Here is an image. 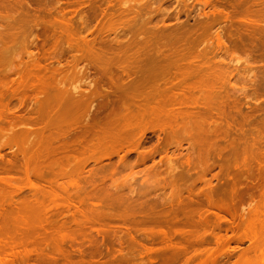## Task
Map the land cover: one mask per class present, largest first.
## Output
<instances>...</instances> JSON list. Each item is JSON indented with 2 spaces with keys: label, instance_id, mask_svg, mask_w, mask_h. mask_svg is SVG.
<instances>
[{
  "label": "bare ground",
  "instance_id": "6f19581e",
  "mask_svg": "<svg viewBox=\"0 0 264 264\" xmlns=\"http://www.w3.org/2000/svg\"><path fill=\"white\" fill-rule=\"evenodd\" d=\"M12 2H14L15 5ZM23 3H25L24 0H15V1L0 0V7L1 5L3 6V9L1 8L0 9L4 11L7 9L8 11V7L6 6H10V8H12L13 6L19 5L17 7H20L23 6ZM36 3L37 1L34 4ZM27 5L28 4H26V6ZM7 11L1 13L5 14ZM19 11L17 10V12ZM6 16L7 15L3 17L9 18V16L8 17ZM3 17L0 18V21L1 19L2 20L4 19ZM22 17L23 16H21V18ZM21 18L19 20L23 21ZM4 20L1 22L2 24H0L1 29L5 27L4 25L6 24L5 23L6 21L10 22V19L7 20L4 19ZM11 21L13 22V20ZM15 23L13 25H15ZM1 25H3L4 27ZM7 26L9 27L12 25L10 24ZM8 27L7 29H4L3 31L4 33L2 32L3 36L0 35L1 36L0 57L2 55L5 56L4 54L6 53V51L8 52L7 49L10 48L8 47L9 44L8 45L6 44L9 43L10 40L7 41L6 39L12 38L11 36L13 34H9L8 32H6V31H12L9 30L11 27H9V29ZM2 37L3 40H5V42L2 40ZM214 41H215L214 48L212 49L210 48L208 51H203L198 53H194L192 51L186 50L188 52L185 54L180 52L182 50L179 49L177 50L176 48L167 49V51L169 50L168 51L169 54L168 53L162 54L157 51L154 52L151 49H149L151 50L150 52L155 54H148L150 52L147 53L146 48H140V47H135L134 49L130 47H126L123 49V51H131V50L135 51L130 56H135L136 58L141 57V58L150 59L151 57L152 59V57L158 58L159 56L160 57L163 56L164 58L165 57L168 59L170 58L169 62H171L172 59L174 60V58L175 61H178L179 59H182L186 56L194 55V57L193 56L192 57L198 59L202 57H207L209 55L207 59H209L211 56V58L215 60L212 63V65L214 64L213 65L214 68L212 66L210 67H212L213 69L208 67V69H211L212 71L214 70V72L212 73L213 75H209L211 73H209L210 70L208 69H206L205 71L201 70V68H199L201 65L197 67L198 64L195 67L193 66L194 67L193 71L191 72L187 71L188 73L186 72L170 73L162 70L158 71L157 69L153 70L154 68H151L152 70L146 69L147 71L146 70L123 71L121 72L120 75H115L113 72L109 71L106 73H102L101 75L102 77L100 76L93 78L90 81L91 83L88 84L89 87L88 91H84V90L81 91L80 89L77 88L67 89L66 86L63 85L62 83H60L59 86H58L59 83L57 85L56 84L53 86L51 85L52 87L45 85V83L43 82V78L39 76V73L42 70L48 71V68L41 67L34 63L31 66L29 65V68L28 66H26L28 69L25 68V66L23 69L19 68L21 69L20 71L18 70L19 73L15 71V69H12L14 70V73H11L12 71H10L9 74L8 71L11 69L8 68L6 70L7 72H5L4 75L8 76V77L5 76L7 80H9L10 78L9 75L13 76L15 75V72L18 73V80H14L16 81L15 83L17 84L16 86L17 88L16 89H11L12 87L8 88L11 89L13 92H15L13 94H16L18 92L17 89L19 90L29 89L31 90V92L36 94L34 96V99L36 100L35 102L36 108L33 109V111L31 110V114L33 113L37 116L36 117L35 116L32 117V115L31 116L28 115V116L38 121L36 123L38 124L40 123L39 125L41 126L45 124V127L43 126L42 128L41 126L39 127V129L41 128L42 130L41 131L38 129L41 132V134L39 133V131H35L36 129L33 130L25 129L24 132L25 133L30 132L31 134L39 133L38 135L40 136L42 135V137L44 135L45 138L44 137L43 138L45 139V141L43 142V144L45 143V145H42L41 143L43 139L36 140L35 137L38 136H35L32 137L33 139L32 140L30 137H28L31 135L30 133L27 135L24 134V132L21 130L20 138L22 140L24 138V142L28 141L30 143L31 141H33L31 142V144L26 142L27 145H30L29 146L30 148H24L25 147L24 145V147L19 151V154L22 155V157L23 156L25 157L26 153L29 155V158L27 156L28 159L26 157L25 158L23 157L25 161L24 159L23 160L21 159V161H23V163L21 162L22 164L18 162L19 165L20 164L22 165L23 167L22 169L24 170L23 180L25 182L24 184L25 186L23 188L18 187L16 184H14L13 179L8 177L7 178L0 177V207L3 208L8 207L9 209H11L10 207H13V204L15 202H13L14 200L12 201L10 200L11 199L10 194L14 190H16L17 192H22V190L28 189V192L30 193L28 198L23 194L21 195L26 197V199H24L23 197L22 198L23 201H21L19 204L16 203L17 209L19 208L18 211H16L17 209H14L15 211H11L14 213L20 212L22 216L18 213L19 217L17 216L14 217V215H16L17 213L12 214V218L14 219H11V215L9 213V215L7 214L6 218L5 217L0 218L1 220L4 219L3 223L0 220V222L2 223V224L0 223L1 224L0 226L3 225L2 226L3 228H1V230L4 229L3 230L4 232L5 231L8 232V227L11 225L13 226L14 224L15 227L12 226H11L12 228L9 227L10 232H12L13 229H14L13 231L16 230V232H18L19 230H21L23 227L26 226V234L25 231H23L22 229V233L24 232L23 235L24 234L26 235L24 238L22 237V240L21 238L7 240V242L5 241L6 247L5 245H2L1 242L0 247L3 246V250H7V247L11 246V251H13V253L11 252V254H9L11 256H9L7 252H6L7 254L5 253V255H8L11 258L9 257L7 258V256L5 258V255L2 258L0 257V264H12L13 263L12 258H14V260L17 258L18 262L20 261L22 264L23 263L24 264H127V261H130L129 264H131V260L125 261V258L121 259L123 258V256L128 258L126 254L122 255L119 253L120 259H118L117 255H114V253H110L109 251L108 252L109 254L104 253L103 257H100L101 255L98 252L99 250L98 247L101 245H99L98 242L96 241L88 240L86 241L87 243H84L83 241H78L75 240L73 237H70L71 235L70 233L68 234V236H66L67 235L66 231H69L70 228L65 231L62 230L63 226L65 225V223L64 225H62L63 224L62 220L67 221V219L66 220L62 219L61 221L59 220V222L62 223L61 224L62 229L58 228L59 230H57V227H61L59 222H56L58 223L56 224L54 223V219L53 221L48 220V217L51 216L53 213L55 214L56 212L58 213L60 212L58 210L59 206H61L62 205L61 203L64 202L68 203L66 207L73 206L75 208L74 211L77 210L76 212L81 213V215L83 214L84 207H93L91 211L95 212V210H97L96 211L97 213L98 209H95L94 207H103V206L105 207L106 205L109 206V204H112L109 202L118 200L120 196L116 198L113 196V194L114 193L120 194L121 193L120 191L122 189H125V186L130 190L131 195L127 193L130 196H127L126 194V197H123V194H125V192L127 191L129 192V190L126 189L127 191L125 190V192L124 190H122L123 191V194L121 193L122 198L120 197L121 199L119 200H123V202H126L128 200L135 201L136 199L135 203L137 202L142 203L145 198L146 200V201L144 200L145 203H142L143 205L140 204L139 207L141 206L145 207L146 203H147L146 207H148L149 205L151 207L157 206L159 202L152 203V201L150 200L151 198L150 196L152 194L151 190L156 192L157 191L163 192V190L165 189L167 190V187L170 186V188H168L170 189L169 195L167 194L169 193V190L166 193L167 196H165L166 194L164 193L166 190L163 192L164 194L162 193V195H164L163 197L160 198V196L156 195V197L157 196L159 197L158 198V200L160 201L159 205L162 206L163 208L162 211V208L160 207L161 209V211H159L160 213H158V211L156 212L157 215L159 214L158 218H160L161 221H163V223L160 221L162 223V224L160 223L161 224L160 228L162 227L163 228L160 229L159 225H154V223L151 226H155L158 229H160L159 230L160 233L158 234L156 233L157 236L161 235V230L163 229L165 231L166 229L170 230L172 234H170L167 230L168 235L167 232L163 233L162 231V235L160 236L161 238L159 236H158L159 238L156 236L155 238H157L158 241H161V244L163 246H161V244L158 243V241H156L157 243H155V241L154 242L152 241L154 245L156 244L157 246H159L160 244V247H158L155 250H152V248L150 249L147 248L146 245L138 241L135 240L132 241V239L130 241L128 238L127 239V241L129 240L128 242H125L126 240L124 241L126 243L124 245H128V247L126 246L128 249L135 250L137 249L138 246H141V248L143 247L147 252L149 251V253L151 251H156L157 257L155 256L156 257L155 259L157 260L159 259L158 260L159 264H180V263L192 264L193 262H194L193 264H220V259L222 258L227 259V260L224 259L226 260V262L222 264H257L255 258L251 256L252 253L254 257L258 253L260 257H262L261 260L258 262L264 264V142H263L264 135L253 133L252 132L253 130H251L250 133H248L249 135L252 133V135H250L251 137L249 136L250 138H252V141L250 143L247 142V140L246 141L244 140L249 138L248 136H247L248 138L246 137V135L248 134L245 133L243 127H239L240 129L238 128V132H236V133H240V134H236L238 136L240 135L241 137L239 141L236 136L237 142H235L236 140L235 141L232 140L230 141V143L228 142V145L225 144L224 146H221L219 144V141L223 140L224 137L227 136V134H229L228 132L229 129L227 130L226 128L223 129L221 121H222V117L224 116H222L221 113L219 112L218 107L220 103L218 102L219 100H217L220 99V97L218 96L219 94L217 95V91L214 92L213 90L214 86L217 85L216 83L222 79L224 74L223 71H221L223 70L222 67H220L221 64H223V58L221 56L222 42L220 37H218V35ZM1 46L2 47L5 46V47L1 48ZM6 47L8 48L5 49ZM76 50L80 52L79 59L82 57L98 58L104 56L103 54H97L95 50L92 49V47L88 44H84V46L81 47L77 46ZM60 53L63 57L66 56V54H64V51ZM3 56L1 58L5 59V57ZM156 58L153 59L157 60ZM175 61H173V64H176ZM229 62L233 63V60H230ZM196 67L198 68V70ZM73 69H74L73 71L74 76L84 77V76H88L89 74V70L87 68L81 70V69H76L75 66L73 67ZM53 70L58 71L57 68ZM200 70L203 73H201ZM234 70H236V67L233 68V71ZM206 72H208L209 74ZM205 73H206L205 75L206 77L203 75ZM199 74H202L205 78H203V76L201 75L199 76ZM211 76H213L214 78L211 79V81H209ZM207 77L209 78L208 81H207L208 79ZM105 78L107 79L105 80ZM187 79L190 80L188 84L185 82ZM12 81L13 80H11L10 82ZM14 81L12 83H14ZM105 83L107 87H104ZM6 86L8 85L4 84V87ZM212 92H214L215 95L212 94ZM1 117L2 116L0 115V120ZM30 118L27 120L25 116L24 118L20 117V119L16 120V124L22 122V124L21 123L20 124L23 125V123L31 122L32 120H30ZM214 118H216L218 122L213 121ZM35 120H33L34 124H35ZM43 120H46L47 123H44L46 121ZM242 120L243 123L246 121L245 118H243ZM33 123H29V124H33ZM73 124L75 126L79 124V126L78 127L74 126L75 128L74 127L71 128L70 125L73 126ZM240 125L242 126V124ZM26 130L28 132H26ZM147 130L151 131L153 134H156L157 138H161L160 134H163V136H165L167 139L165 140V137H163L164 138L163 140L166 141V146L168 145L171 146L170 145L171 143L169 144V142L170 141L172 142L173 139L174 141L177 139L178 142V138L181 139L182 137L186 136V138L184 137V139L188 142H186L185 140H180V142L185 141L189 148V151L187 152L186 155L187 157L185 159V163H182L183 165L185 164L187 166L186 167L187 170L185 173H183L184 171L183 169H185V167L180 168L182 169V171L180 169L174 168L172 174L178 172V170L181 171L180 173L182 174L179 175L178 173H175L173 177V175L169 173V171H171L170 169L171 166H170L168 168L169 174L167 173V178L169 176L170 177L169 180L167 179L168 181H166L164 179L165 176H163L164 178L162 176L160 177V175L157 178L155 177L156 174H154V177L151 176L153 175L151 173H154V171L151 172V167H149V169L145 167L148 171L146 169H145L146 172L144 171V169L142 171V173L145 172L143 173V175L144 174L146 175L143 179V184L145 185V187L150 188V190L147 189V191L136 194V192H134L136 188L134 187L133 189V186H131L132 185L131 182L133 181V178L135 180V176H137V175L134 176L135 172L133 174L129 172L128 175L132 174L129 178L128 175L126 176L125 179L123 178V180H121V178L124 176V174H126L127 172L126 169L132 167L130 166L131 165L130 159L129 162H126L128 160V157L125 156L126 154H128V152L134 153L136 151L135 153H137L138 157L141 158L139 160V162L141 163L147 157L150 156V155L146 156L148 155L149 152H144L143 150L144 144L147 140L146 139ZM33 131H35L36 133ZM44 132L45 133L47 132L46 133L47 135L44 134ZM61 132L63 133L61 134ZM254 134L256 135L254 136ZM178 135L179 136L181 135V137H179ZM252 136H254V139L261 140L263 138V140L262 142L260 141L254 142L256 140L253 141ZM25 137H27L28 140ZM179 146L180 144L177 145L178 148ZM141 147L143 148L142 151L144 153H147L146 155L143 152H141L140 149ZM125 148L129 149V151L126 150ZM27 149L30 150L28 151ZM123 151L127 153L124 154L122 153ZM227 152L229 153L228 155L232 158L231 159L233 160L232 162L230 160V157L229 160H226L227 159L226 157L228 156ZM119 153L120 154L122 153V155H120ZM224 154L227 155L225 157L226 159H223ZM113 156H115V158L116 156L117 158H119L118 162L122 167L118 163L116 164L115 162H113L115 163L114 166L116 165L117 167L119 165L120 168H124L123 172L125 173L121 175L123 173L121 171L122 169H118L119 167H117L118 171L120 170L119 172L120 173L122 172L121 174L119 173L121 175L120 176L121 178L119 177V179L116 178V176L118 175L116 174V172L118 173V171L116 170V172H114L115 171L113 169L114 166L111 165L112 162L109 164V166H111L110 168H112L111 170L107 168L108 166L106 164L103 165L104 160H108L107 162H109V160ZM165 157L166 155L164 156V158ZM17 158L18 157H16V159L14 158L13 160L18 161L19 158L18 159ZM10 161L12 162V160ZM3 162L6 164V166H4L5 165L4 163L1 164V166L3 165L2 166L3 168L4 167L6 168L7 165L11 163L6 160H4ZM90 162H92L93 164H90ZM128 163H130V165H128ZM141 163L138 164L140 165ZM94 164L95 165L98 164L97 165L98 167L97 166L94 167L95 166ZM138 164L136 163L135 165ZM88 165L90 167H87ZM91 165L94 166L92 167ZM105 165L107 167L104 168L103 166ZM127 165L129 166L128 168ZM85 167L87 168L85 169ZM116 167L114 168L116 169ZM216 167L219 169V173L218 175L215 176L217 183L213 185L211 179H206V175L209 174ZM88 168H90V170ZM106 168L108 172L114 170L113 173L114 175L116 174V176L114 177V175H112L113 173L110 172L108 174L107 171L105 172L108 174V177L106 176L107 174L105 172L103 174V171ZM1 170H4L2 174H7L5 173L6 172L5 169H1ZM1 170L0 172H2ZM86 170L88 172L87 174H84L86 173ZM12 171L13 168L11 171H7V172L11 173ZM99 172H102L100 175L101 176L100 179L99 177L98 178L96 177V175L97 176L99 175ZM146 173H148V175L150 174V176H148ZM193 173L194 176L196 177L193 179L191 183L186 184L185 181L186 180L188 181L189 178H192ZM82 174L86 176H83ZM137 174L140 173L138 172ZM109 175L113 176L114 178L112 177L113 179H111ZM96 178L99 179V181H97ZM64 179L65 180L67 179L66 182ZM108 179L111 180V182ZM159 179H161L162 181ZM184 179H185V181L183 182L184 184H182V181ZM60 180H62V182H60ZM106 181H109L108 183L110 184L107 185V183H104ZM40 182H42V184L46 183V186L44 185L42 186ZM117 182L118 183L124 182L122 184L125 185L126 183V185L125 186L122 185L118 187V185L120 184H116ZM81 183L82 186L80 185ZM83 183L85 185H83ZM196 183H203L204 188L201 191L195 193L194 187ZM128 184H130V186ZM87 185L88 187L91 186L88 188L89 190L88 192H87V188L86 189L84 188L86 191H84V189L82 188L84 186L87 187ZM184 186H189V187L187 189ZM55 187H57L58 190L64 192L66 197L63 198L60 195H58L57 190L54 193ZM41 188L43 189V191ZM47 188L48 191H45V189ZM70 188H72L73 190ZM183 188L184 190L187 191H184ZM68 189H70V192L74 191V189L76 190V192L74 191V193H76V195L78 196L77 198L78 201L76 200L77 203L74 201L71 202V199H69L73 193L70 194V192L68 191L69 192L68 194L67 193ZM80 190L81 192L83 191L82 196H80L81 193ZM77 193H79V195ZM134 195L138 196L139 198H137L136 196L135 198H133L132 196ZM39 196L41 197V199L39 198ZM44 196L50 197V199L48 198L49 200L46 201L47 198H44ZM125 198L126 200H124ZM245 198L246 200L249 199L250 202L251 201L253 202L252 203L253 205L249 204L251 206L248 205V207L250 208L254 207V208L252 209V211L249 210L247 212L248 213L247 215H249V218L247 220H245L244 218L247 215L246 214L245 216L243 215L245 222L244 221L242 222L241 219L239 221H241L242 223L241 222L238 223V224L241 223V225L238 224L235 225L236 223H234L235 222L234 218L236 219L235 217L236 207H239L240 203L245 202L243 201ZM6 199H8V201ZM60 201L61 203H59ZM147 201H151V203H148ZM75 203L76 205H74ZM130 203L131 202H129L128 204ZM139 203L137 204L139 205ZM155 203L157 204L155 205ZM167 204H169V206H166L168 207V209L165 207V205ZM79 207H83L82 210H80ZM170 207L171 210L169 211ZM165 208L167 209L168 212L164 211L166 210ZM208 209H215L218 211V213H211L210 211H208ZM145 211L147 214L146 216L149 215L147 211L151 212L150 210L147 209ZM58 213H56V215ZM153 213L154 212H152L151 214ZM206 213H208V215ZM0 214H2L3 216L5 215L3 213ZM169 215L171 217L170 219H169ZM226 215L229 216L230 219H227L225 217ZM8 216H10L9 218L15 222V223L13 222L14 224L11 223L12 221L10 219L7 220ZM69 219L70 218H68V220ZM75 219H72L73 224L83 223V221L81 220H80L81 222L73 221ZM5 222H7L8 225ZM23 222L25 225H23ZM43 222H45L48 227H46L44 225L45 223ZM9 223L11 225H9ZM47 223H53L51 225L54 226V224H56L59 226L53 227L51 225H48ZM156 223L159 224V221ZM220 223L222 224L226 223L228 224L227 226H229L223 228L225 232L224 236L220 234V230H221ZM5 224L8 227L4 226ZM36 224L44 225V226H40L43 228L42 231L43 230L48 231L49 227L51 226L49 229L51 230L50 234H46L49 231L48 232L43 231L42 233L43 235L41 236L42 237L41 239H39V237L32 238L36 236V234L34 233L36 232L37 234L39 233L38 229L36 231V227L39 228V226H36ZM163 224L166 226L165 227L162 226ZM20 225L23 226V227L21 226L22 227L21 229H19ZM65 226H67V224ZM81 226L83 225L81 224L80 227ZM53 228H55V230ZM75 230H76L75 232L77 233L78 232L77 229ZM3 231L1 232L2 235L0 236H4L5 233L3 234ZM72 231L74 230L72 229ZM228 231H230L231 236L227 235ZM44 233L46 235L45 237H44ZM30 234L33 235L31 236ZM173 234L174 236L177 235L179 237L178 241L171 242V238L173 237ZM208 235L212 237V238L210 237L208 238L214 239V241L212 240L211 242L207 240ZM30 239L31 240L36 239V240L31 241ZM16 240H19V242ZM245 240L250 242L251 247L241 252L233 262L230 260L228 261V258L232 256V255L230 256V254L234 253L233 252L234 248L230 247V243H233L235 241L239 243ZM8 241L11 242L8 243ZM208 242H211L213 245L215 244V248L210 247L211 245L209 246L210 243ZM104 244L102 246H104ZM117 244L123 246L121 242L119 243L117 242ZM14 245H16L15 246L16 249L18 248L17 246L24 248V251L22 252L24 254L21 253L22 256H20L19 251L16 252L20 257L17 255V253L14 254L15 252ZM105 246H113V242L106 241ZM135 246L136 248H133ZM143 248L141 250H144ZM106 249L108 250L107 247ZM3 250L0 251V254L3 253ZM45 250H47V252ZM86 254H88L91 257L90 260H85V258L89 259V257ZM111 254H113L112 257L110 256ZM85 255L86 257H84ZM98 255L99 258L100 259L103 258L104 261L103 259L96 260L98 259L97 258ZM108 255L110 257L108 259L107 258L105 259L104 257L105 256L107 257ZM154 255L155 252L151 255V257H153ZM114 256H117L118 260ZM75 257H78V259ZM151 257H148V264L153 263L155 261L154 259H149ZM142 264H146V263H142Z\"/></svg>",
  "mask_w": 264,
  "mask_h": 264
},
{
  "label": "rangeland",
  "instance_id": "374dc122",
  "mask_svg": "<svg viewBox=\"0 0 264 264\" xmlns=\"http://www.w3.org/2000/svg\"><path fill=\"white\" fill-rule=\"evenodd\" d=\"M11 1H13V0H11ZM36 1H37V3L34 4ZM24 2L25 3H23V6H20V7H17L19 5L13 6L12 8H10V6H6V7H8V11H7V9L5 11H7L8 13L6 12L5 14H2L5 11L1 10V9H3V6L1 5V7H0L1 12L4 11L2 13L0 12V15L1 14L3 16L7 15L6 17L9 16V18H5L2 15H1V17H3L6 20L10 19V22L6 21L5 22L6 24L5 23H4L5 25L3 24L5 27L3 25H1L4 28H2V29L0 28V33H1L0 35H2V32L4 31V29H7V27H8L7 25H10V24L12 26H9V27H11L12 29L11 28L9 29V27H8V29L12 30V31H6V32H8L9 34H13L11 36L13 39L12 38L6 39L7 41L10 40L9 43H6L7 45L9 44L8 47H10V48H8V47L5 48V49L8 48L7 49L8 52L6 51V53L4 54L5 56H3L1 54L3 57H5V59L1 58L2 56L0 57V113H2V114H0L2 116L1 120H0V167H1L0 170L5 169V171H6L5 173L8 174V175L2 174L4 170H1L2 171V172H0L1 178L2 177L3 178L8 177V178L13 179L14 184H16L18 187L23 188L25 186L24 185L25 182L23 180L24 179L23 178L24 170L22 169L23 167L21 165L23 163V161H21V159L23 160L25 157L27 158V156L29 158V155L26 153L25 157L23 156L24 157L23 158L22 155L19 154V151L24 147V145H25L24 148H30L29 147L30 145H27V143H29L28 141L24 142V138H23L24 136L22 137L23 140L20 138L21 137L20 131L22 130L24 132L25 129H27V130L36 129L35 131H39V130H41L42 126L45 127V124L41 126V125H39L40 123L39 124L36 123L38 121L29 117L31 115H32V117L37 116L33 113L31 114V110L33 111V109L36 108V105H35L36 100L34 99V96L36 94L31 92V90H29V89H24V90L17 89L18 92L16 91L17 92L16 94H13L15 92H13L11 90V89L17 88L16 87L17 84L15 83L16 81H14V80H18V73H19L18 70L20 71L21 69L24 68V66H25V68H27L26 66H28V68H29V65L31 66L34 63V64H37L41 67H47L48 71L42 70L39 73V76L43 78V82L45 83V85H47L49 87H52L55 84L57 85L58 83H59L58 84V86H59L60 83H62L63 85L66 86L67 89L68 88L69 89L77 88V89H80L81 91H83V90L88 91V89H89L88 84L91 83L90 81L93 78L100 77L102 75V73H106L109 71L113 72L115 75H120L121 72H123V71H139V70L145 71L146 69L149 70L151 68H154L153 70L157 69L158 71L162 70V71L170 72V73H178V72L188 73V72L193 71L194 67L197 64H198L197 67L199 65H201L199 68H201V70H204V71L206 69H208V67L211 69L214 68L213 67L214 64L212 65V63L215 60H213V58H211V56L209 59H207L209 57V55L207 57H202V58H198V59L193 58L194 55H192L193 57L192 56H186L182 59H179L178 61H175V58H174V60L172 59V61L169 62L170 58L169 59L166 57L164 58L163 56H161L162 58L159 56L158 57L159 59L156 57H152V59L156 58L157 60H154V59L152 60L151 57H150V59H148V58H141V57L136 58L135 56H130L135 51H133V50L123 51V49L126 47H130L132 49H134L135 47L146 48L147 53L150 52L151 50H153L154 52L157 51V52L162 53V54L168 53L169 50L167 51V49H171V48H173V49L176 48L177 50L178 49L182 50L180 52L185 53V54L188 51L198 53V52L208 51L210 48L211 49L214 48V46H215L214 40L218 35V37H220L221 42H222L221 56L223 58V64H221L220 67H222L223 70H221V71H223L224 74H223L222 79L216 83L217 85L215 84L216 86H214L213 90H214V92L217 91V95L219 94L218 96L220 97V99H217V100H219L218 102L221 105V106L219 105V107H218L219 112L221 113L222 116H224V117H222V121H221L223 129L224 128H226V130L229 129V131H228L229 134H227V136H225L223 140H220L219 144L221 146H224L225 144L228 145V142L230 143V141L236 140V136H237V139L239 141L241 139V137H240V135L239 136L236 135V134H240V133H236V132H238L239 127H243V130L245 131L246 134L250 133V131L253 130L252 131L253 133L264 135V0H35V2H34V0H24ZM12 3L14 4V2H12ZM26 4H28V5L26 6ZM20 5H22V4H20ZM23 9H24V11H23ZM17 10L18 11L20 10V11L17 12ZM26 13H28V14H26ZM21 16H23V17L21 18ZM20 18L24 22L19 20ZM3 20L1 19L0 24H2L1 22ZM11 20H13V22ZM15 22L18 24H16ZM14 23L18 27L13 25ZM11 32H13V33H11ZM8 33H6V34H8ZM0 40H1V38H0ZM2 40H3V37H2ZM3 41L5 42V40H3ZM84 44L90 45L92 47V49H94L97 54H103L104 56L98 57V58L97 57L96 58H86V57L83 58L82 57L79 59L80 52L76 50V47L77 46L78 47L84 46ZM2 46H1V48L5 47V46L4 47H2ZM149 49H151V50H149ZM186 50H188V51H186ZM62 51H64V54H66L65 57H63L61 55L60 52H62ZM0 53H1V51H0ZM148 54H155V53L150 52ZM7 55H9V56H7ZM205 58H206V60H205ZM1 59H3V60H1ZM230 60H233V63H230L229 62ZM173 61H175L176 64H173ZM75 66H76V69H81V70L87 68L89 70L88 76H84V77L83 76H74L73 75V71H74L73 67H75ZM210 66H212L213 68ZM234 67H236V70L233 71ZM8 68L11 69L8 71L9 74H10V71H12L11 73H14V70H12V69H15V71L18 72V73L15 72V75H13V76L9 75V77L11 78V79L9 78V80L10 81L13 80L14 83H12L13 81L10 82L9 80H7L5 77L7 75H4L5 72H7L6 70ZM19 68H21V69H19ZM55 68H57L58 71L57 70L54 71L53 69H55ZM189 69H191V70H189ZM211 69H208V70H210L209 73H211V74H209L208 72H206V73H208L209 75H213L212 73L214 72V70L212 71ZM197 70H198V68H197ZM195 71H196V69H195ZM149 72H151V71H149ZM146 73H148V72H146ZM201 73H203V72L201 71ZM206 73L203 75L205 76ZM200 75L203 76L202 74H199V76ZM204 76H203V78L206 77V76L205 77ZM213 78L214 77L211 76L210 80L208 78L207 81L208 80L211 81V79H213ZM106 79L107 78H105V80ZM102 80H103V78H102ZM212 81H214V80H212ZM185 82L188 84L190 82V80L187 79ZM107 83H108V81H107ZM4 84L8 85V86H6L7 88L4 87ZM62 84H61V86H62ZM104 87H107L106 83H105ZM8 88H11V89H8ZM19 91H20V93H19ZM214 92H212V94H214ZM40 99H41V97H40ZM24 116L27 118V120L30 118V120H32V121L28 122V123H23V125H21L22 122H20L21 124L20 123L16 124V120L20 119V117L24 118ZM243 118H245L247 121L246 122L244 120L246 122V123L244 122L245 124L243 123V120H242ZM45 119H47V118H45ZM33 120H35V124L33 123ZM43 121H46V120H43ZM213 121L218 122V120L216 118H214ZM39 122H40V120H39ZM29 123H33V124H29ZM44 123H47V121ZM240 124H242V126ZM40 126H41V128L39 129ZM74 126H75L74 124H73V126L70 125L71 128ZM78 126H79V124L76 125L75 127H78ZM27 130H26V132H28ZM35 131H33V132H35ZM63 132H61V134ZM29 133L30 132H28V133L24 132V134H27V135ZM39 133L41 134L40 131H39ZM46 133L44 132V134H46ZM38 134L37 133L31 134L28 137H30L32 139V137L38 136L39 139H38V137H35L36 140H40V139L42 140L43 139L41 141V143H42V145H45V143L43 144V142L45 141V139H44L45 136L43 135V137H44L43 138L42 135L40 136ZM256 134H254V136ZM250 135H252V133ZM250 135L248 134V135H246V137L247 136L249 137ZM254 136H252L253 141L256 140L254 142H258V141L262 142V140L264 138L263 137L261 139V137H262L261 136L260 137L261 140H259V139H254ZM146 137H147L146 138L147 143L145 142L144 149L142 148L143 146L140 149H141V152H143L142 149L144 150V152H149L150 154L148 153V155H146L147 153H144V152L143 153L146 156L150 155L149 156L150 158L147 157L148 159L146 158L144 160L145 162L142 161V163L144 162L143 164L141 162H139V160L141 158L138 157L137 153H135L136 151L134 153L128 152V154H126L127 152L126 153L124 152L126 149L125 148L124 151L122 152V153L126 154L125 157H128V160L127 161L125 160L126 162H129V159L131 160V165H130V163H128V165H130L132 167H129L127 165V168L128 167L129 168L126 169V171H127L126 174H124L125 172H123L124 168L119 167L120 163L118 162L119 158H117V156H116V158H115V156H113L109 160V162H107L108 160L103 161V165L106 164L108 166L107 167L105 165L103 167L104 168L107 167L110 170L112 169V168H110L111 166H109V164L111 162L112 163L115 162L116 164L117 163L119 164L117 167H119L118 169H122L121 170L123 172V173L121 172L122 174L119 172L120 170L118 171L116 165L114 166L115 163H113V164L111 163L112 166L116 167V169L113 167V169L115 170V171L114 170L113 171L114 172H116V170L118 171V173L116 172V174H118L117 175L118 177L116 176V174L114 175L113 171H111V172L109 171L110 173H113L112 175H114V177L116 176V178H118V179L121 175L124 174V176L122 178L120 177L121 180H123V178L125 179L129 172L132 174L135 172L134 176L135 175H137V176H135V180L133 178L134 182L133 181H132L133 183L131 182V184H132L131 186H133V189H134V187L136 188L134 190V192H136V194L147 191V189L150 190V188L145 187V185L143 184V179L146 176L145 174L143 175V173L146 172V170H147L146 168L149 169V167H151V172L154 171V173H151V174H153L151 176L154 177V174H156L155 177H157V178L159 175H160V177L165 176V178L164 177L163 178L166 181H168L169 177H170L169 176L167 178V173L169 170L168 168L170 166H171V168H170L171 171H169V173H171V174H172L174 168L180 169V168L185 167V169H183L184 170L183 173H185L187 170L186 169L187 166L185 164L184 165L182 164V163H185V159L187 157L186 155H187V152L189 151L188 145L186 143L188 141H186L184 139V137L186 138V136L182 137L183 139L182 138L179 139L176 136L178 138V142H177V139L175 141L173 139V141H172L173 143L171 141L169 142V144L171 143L170 144L171 146H169L168 143H167L168 146H166L165 140H167V139L165 136H163V134H160L161 138H157L156 134H153L151 131L147 130ZM163 137H165V140H163L164 139ZM176 137H173V138H176ZM179 137H181V135ZM256 137H258V136H256ZM25 138L27 139V137H25ZM30 138H29V141H30ZM248 139H244V140L245 141L247 140V142L251 143L252 138H250L249 140ZM180 140H185L186 142L185 141L180 142ZM22 142H23V144H22ZM31 142H33V141H31ZM31 142L29 144H31ZM235 142H237V140ZM263 142H264V140H263ZM179 144H180V146H179L180 149L177 147V145H179ZM129 147H130V145H129ZM131 148H132V145H131ZM27 150L29 151L30 149H27ZM126 150L129 151V149H126ZM14 152H15V154H14ZM164 152H165V154H164ZM17 153H18V155H17ZM122 153L121 154L119 153V154L122 155ZM228 154L229 153L227 152V155ZM165 155H166V157L164 158ZM227 155L224 154L223 159L227 158L226 160H229L230 156L229 155L227 156ZM16 157L19 158V159L17 158L18 161L13 160L14 158L16 159ZM135 158H137V159H135ZM167 158H169V159H167ZM3 159L6 161H9V162H11L10 160H12L11 163H13V164L9 163L6 168L5 167L3 168L2 167L3 165L1 166V164L4 163ZM125 159H127V158H125ZM231 159L232 158L230 157V160ZM164 160H166V161H164ZM24 161H25V159H24ZM232 161L233 160H231V162ZM18 162L19 163L22 162V163L19 165ZM167 162H169V163H167ZM132 163L133 164L134 163L135 164L141 163L143 166L141 164H140L141 166L139 164L138 165L134 164V166H135V168H134ZM24 164H25V162H24ZM24 164H23V166H24ZM90 164H93V163L90 162ZM181 164L183 165V167ZM89 165L87 167H90ZM94 165H91V166L93 167ZM97 165H95L94 167H96ZM4 166H6V164ZM8 166H10V167H8ZM87 167H85V169ZM92 167H91V169H92ZM12 168H13V171L11 173H8L7 171H11ZM107 168L104 169L103 174L105 171H107V173L109 174ZM6 169H8V170H6ZM88 169L90 170V168H88ZM143 169L145 172L142 173ZM87 170H86V173H84V174H87V172L89 171V170L88 171ZM180 170L182 171V169H180ZM181 171L178 170V172H175V173H178L179 175H181L182 174V173H180ZM136 172L137 173L139 172L140 174H137ZM101 173L102 172H99V175L98 176L96 175V177L97 178L99 177V179H100ZM175 173L172 174L173 177H174ZM218 173H219V169L216 167L209 174L206 175V179H211L212 183L214 185L217 183L215 176L218 175ZM108 174L106 175L107 177H108ZM146 174L148 175V173H146ZM131 175H128V178ZM83 176H86V175H83ZM109 176L111 179L114 178L111 175H109ZM148 176H150V174ZM195 177L196 176H194V173H193L192 178H189L188 181L186 180L187 182L184 179L182 181V184H184L183 183L184 181L186 184L191 183ZM86 178H88V177H86ZM99 179H97V181H99ZM251 179H253V178H251ZM66 180H65V182H66ZM121 180H119V181H121ZM159 180H161V179H159ZM109 181L111 182V180H109ZM109 181H106L104 183H107V185H108V184H110V183H108ZM60 182H62V180H60ZM118 182L116 183V184H120V185H118V187L122 186L123 185L122 183H124V182H121V183H118ZM40 184H42V182H40ZM63 184H64V182H63ZM43 185L46 186V183L45 184L43 183L42 186ZM80 185L82 186V183ZM83 185H85V184L83 183ZM103 185H106V184H103ZM125 185H126V183H125ZM125 185H123V186H125ZM128 185L130 186V184H128ZM142 185H144V186H142ZM203 186H204L203 183H196V185L194 187V192L196 193L198 191H201L204 188ZM89 187H91V186H89ZM89 187L87 185V187L84 186L82 188L83 189L87 188V192H88ZM184 187H186L188 189L189 186H184ZM56 188L57 187H55L54 193L57 190L58 195H60L63 198L66 197L64 192H62L61 190H58V188L57 189ZM168 188H170V186L167 187V190L165 189L166 191L163 190V192L165 191L164 193L166 194L167 191L169 190V193H167L169 195L170 189H168ZM181 188H182V185H181ZM70 189H72V188H70ZM70 189L67 190L68 194L70 192ZM85 189H84V191H86ZM126 189H128V188H126V186H125V189H122V190H124V192H125ZM131 189H132V187H131ZM122 190L120 192L123 194ZM183 190H184V188H183ZM11 191H13V190H11ZM25 191H27V192H25ZM42 191H43V189H42ZM45 191H48V188L45 189ZM74 191L76 192L75 189H74ZM74 191L70 192V194L71 193H73V194L71 195L72 197L70 196L69 199H71V202L74 201L77 203L78 196L76 195V193H74ZM184 191H187V190H184ZM80 192H81V190H80ZM82 192L80 193V196L83 195ZM163 192L162 191L156 192V191L151 190L152 194L150 193L151 194L150 200L152 201V203L153 202H159L160 203V201L158 200V198H159L158 196H160V198L163 197L164 196V195H162ZM28 193H29L28 189H24V190H22V192H17L16 190H14L10 194V197H11L10 200L11 201L14 200L13 202H15V203L13 204V207H10L11 209H9L8 207H6L7 209L5 207L4 208L0 207V208H3V209H0V213L5 214L4 216L2 214H0L1 215L0 218L1 217L6 218L7 214L9 215V213L11 215V219H14V218H12V214L17 213L16 215H14V217H16V216L19 217L18 215L20 214V212L14 213L11 211H15L14 209H17L16 203L19 204L21 201H23L22 198L24 196H21V195L23 194L28 198L30 195V193L29 194ZM121 193L120 194L114 193L113 196L116 198L119 196L121 197L122 196ZM127 193L130 194V190H129V192L128 191L125 192V194H123V197H126ZM42 194H43V192H42ZM77 194L79 195V193H77ZM129 194H127V196L131 195V194L130 195ZM167 194L165 196H167ZM156 195H158V196L156 197ZM135 196L136 195H134L132 197L135 198ZM26 197H24V199H26ZM120 197H119V199L122 198V197L121 198ZM136 197L139 198L138 196H136ZM39 198L41 199L40 196H39ZM44 198H47V200L44 199L46 201H48L50 199V197H46V196H44ZM127 199H130V198H127ZM156 199H157V201H156ZM6 200L8 201V199H6ZM17 200H18V202H17ZM112 200H114V199H112ZM118 200L109 202L112 204L108 203L109 206L106 205L107 207L106 206L105 207L104 206L103 207H94L95 209H98L97 213H96L97 210H95V212L91 211V209L93 207H84V208L79 207L80 210H82V208L84 209L82 215H85V216H82L81 213L76 212L77 210L74 211L75 208L73 206L66 207L68 205V203H66V202L61 203V201H60L59 203L62 204L61 206H59V209H58L60 211L59 212L60 214L58 212H56L60 215V217L58 214L56 215V213L55 214L53 213L51 216L48 217V220L53 221V219H54V223H56V222H59V220L61 221L62 219H64V220L67 219V221L62 220L63 224L61 222H59L60 225L61 224L64 225V223H65V225L67 224V226L64 225L65 227L63 226V229H62V225H61V227H57V230H59L58 228H61L62 230L65 231V230L70 228L69 231H66V234H67L66 236H68V234L70 233L71 234L70 237H73L75 240H78V241H83L84 243H87L86 241H88V240L98 242V244L101 245L98 248H99V250H102V251L98 250L99 254L101 255L100 257H103L104 253L109 254L108 252L110 251V253H114V255H117L118 259H120L119 258L120 254H122V255L126 254L128 258L123 256V258H121V259L125 258V261L131 260V264L132 263H134V264H142V263L148 264V257H151V255L155 252V255L153 257L149 258V259H154L155 261L153 263H149V264H159V261H158L159 259L158 260L155 259L157 257L156 251H151L149 253V251L147 252L143 247L142 248L145 251L141 250L142 249L141 246H138L139 248L137 247V249H135V250H130L127 248L128 245H124V244H126L125 242H128L129 240L131 241V239H132V241L135 240V241H138L140 243H143L144 245H146L147 248H149V249L152 248V250H155L158 247H160L161 241H158V239L155 237L157 236L158 233H160L159 230L163 228V227L160 228V225L163 223V221H161V219L158 218L159 214L157 215L156 212L158 211V213H160L159 212V211H161L160 207L162 208V206H160L158 203V205L155 207H151L149 204L148 205L150 207L149 206L146 207V205H147V203H146L145 207H142V206L139 207L140 204L143 205L142 203H145L144 202L145 198H144L142 203L137 202V203H139V205L137 203H135L136 199H135V201L128 200L126 202H123V200H119V201ZM124 200H126V198ZM11 201H10V203H11ZM151 201H147V202L151 203ZM243 201H245V202L240 203L239 207H236V210H235L236 219L234 218V221H235L234 223H236L235 225H237L239 222H241V221H239L241 219H242V222L243 221L245 222V220H247L249 218V215H247L248 214L247 212L249 210L252 211V209L254 208V207L253 208L248 207L249 204L253 203L252 201L250 202L249 199L246 200V198H245ZM129 202H131V203L128 204ZM76 203L74 205H76ZM156 204L157 203H155V205ZM152 205H154V204H152ZM166 206H169V204L165 205V207ZM249 206H251V205H249ZM14 207H16V208H14ZM88 208L90 209V211ZM166 208L168 209V207H166ZM51 209H53V208H51ZM85 209H86V212H85ZM146 209L151 211V212L147 211V213L149 215L152 212H154L153 213L154 215L151 214L150 216L149 215L146 216L147 215L146 211H145ZM167 209L164 211L166 212ZM6 210H8V211H6ZM18 210H19V208L16 211H18ZM170 210H171V207L169 208V211ZM162 211H163V208H162ZM208 211H210L211 213H218V211L215 209H208ZM5 212H7V213H5ZM78 214H80L82 217ZM206 214L208 215V213H206ZM245 214L247 215L246 217H244ZM170 215H169V219L171 218ZM56 216H57V218H56ZM9 217L10 216H8L7 220L10 219ZM73 217H75L76 219ZM151 217H153V218H151ZM211 217H212V215H211ZM225 217L227 219H230V217L227 215ZM243 217L245 218V220ZM68 218H70L69 219L70 221L68 220ZM71 218L75 219V220H73L75 222L83 221V223H78L79 225L77 223L73 224ZM78 218H79V220H78ZM55 219H56V221H55ZM212 219H214V218H212ZM156 220L159 221V224L156 223V222H158ZM1 221L3 223L4 219H2ZM5 221H6V219H5ZM7 222H5V223L7 224ZM13 222L14 221H12L11 223L14 224L15 222L14 223ZM43 223H45V222H43ZM153 223H154V225H159L160 229H158L155 226H151V225H153ZM222 223H220V228H221L220 234L224 236L225 232H224L223 228H226L229 226H227L228 224H226V223H224V224H222ZM241 223L238 225H241ZM6 224L4 226L8 227L7 226L8 224L7 225ZM47 224L51 225L53 223H47ZM56 224H58V223H56ZM56 224H54V226H59ZM75 224H76V226H75ZM81 224L83 226L80 227ZM165 224H167V223H165ZM225 224H226V226H225ZM9 225H11V224L9 223ZM23 225H25L24 222H23ZM44 225L46 227H48L46 225V223ZM44 225L43 224L42 225L36 224V226H39V228H37L35 226L36 231L38 229L39 233L37 234V232L34 230L36 232V233H34V234H36V236H34L32 238H36V237H39V239L42 238L41 237L43 235L42 233H43V231H46V230L42 231L43 228L40 226H44ZM221 225H222V227H221ZM2 226H0V230H1V228H3ZM11 226H9V227H11ZM21 226L22 225L19 226V229H21L23 227V226L22 227ZM51 226H53V225H51ZM162 226L165 227L166 225L163 224ZM9 227H8V232L7 231L4 232L3 231L4 229L1 230V232L3 231V234L4 233L5 234H4V236H0V246H1V242H2V245H5V247H6L5 241L7 242V240L20 239V238L22 240V237L24 238L26 236L25 235L26 234V226L22 228L23 231H25L24 235H23L24 232L22 233V229L21 230L18 229L21 232H19V231L16 232V230L13 231L14 229L12 230V232H10ZM12 227H15V224ZM50 227H49V229H50ZM17 228H18V226H17ZM55 228H53V229L55 230ZM44 229H47V228H44ZM49 229H48L49 232L46 231V232H48L46 234H50L51 230H49ZM72 229L74 231H72ZM75 229H77V231H78L77 233L75 232L76 231ZM167 230L168 229H166V231L164 229L161 230V235H162V231L164 233V232H167ZM168 232L170 234H172V232H170V230H168ZM168 232H167V235H168ZM51 233H53V232H51ZM0 235H2V233ZM30 235L32 236L33 234H30ZM161 235H158V236L160 237ZM227 235L231 236L230 231L227 232ZM31 236H29V237H31ZM45 236L46 235L44 233V237ZM235 236H233V237H235ZM208 237H210V236L208 235L207 238ZM128 238H129V240L127 241ZM210 238H212V237H210ZM210 238H208L207 240H209L211 242H212V240L214 241V239H210ZM178 239H179V237L177 235L174 236V234H173V237L171 238V242H176V241H178ZM34 240H36V239H34ZM34 240L32 239L31 241H34ZM16 241L19 242V240H16ZM106 241L107 242L112 241L113 246H105ZM152 241L153 242L155 241V243H157L156 241H158V243H160L159 246H157L156 244L154 245V243ZM9 242H11V241H8V243ZM104 242H105V244H104ZM117 242L118 243L121 242L123 244V246H125V247L120 246V244L118 245ZM211 242H208V243H210L209 246L211 245L210 247L215 248V244L213 245ZM235 242L230 243V247L234 248V251H233L234 253L230 254V256L231 255L232 256L230 257L231 259L228 258V261L230 260L233 262L235 260V258L241 252H243L245 249L251 247L250 242H248L246 240L243 242H239V243H237V242L235 243ZM103 244H104V246H102ZM7 246H8V244H7ZM15 246L16 245H14V248H15L14 254H16L19 251L20 256H22L21 253L24 251V248L17 246L18 248L16 249ZM153 246H154V248H153ZM161 246H163V245L161 244ZM8 247H7V250H3V246L0 247L1 248L0 251L3 250V253H4V254L3 253L0 254L1 258L5 255L6 252L8 253V255L11 254V252L13 253V251H11V246L9 247L10 250L8 249ZM106 247L108 248V250L106 249ZM133 248H136V246ZM4 249H6V248H4ZM8 251H10V252H8ZM45 251L47 252V250H45ZM100 252L101 253L103 252V253L101 254ZM148 253H149V255H148ZM22 254H24V253H22ZM252 254H251V256L253 258H255V260L257 261V264H258L259 263L258 261H260L262 257H260V255L258 253L255 255V257ZM8 255H5V258H6V256H7V258L9 256H11V255H9V256ZM17 255H18V253H17ZM76 255H78V254H76ZM86 255L89 257V259L85 258V260H90L91 257L88 254H86ZM86 255L84 257H86ZM110 256L112 257L113 254H111ZM110 256L108 255L107 257L105 256L104 258L108 259ZM117 256H114V257L117 259ZM78 257H75V258L78 259ZM9 258H11V257H9ZM97 258L98 259H96V260L100 259L99 255ZM12 259H13L12 264H20L21 263L20 261L18 262L17 258L15 260H14V258H12ZM102 259L103 258H101L100 260H102ZM224 259H226V258H224ZM224 259L223 258L220 259V264L226 262L227 259L226 260H224ZM15 261H16V263H15ZM103 261H104V259H103ZM129 263H130V261H127V264H129ZM259 264H262V263L260 262Z\"/></svg>",
  "mask_w": 264,
  "mask_h": 264
}]
</instances>
